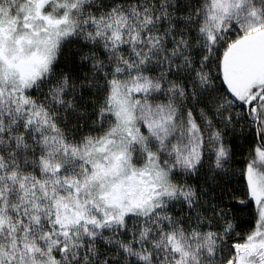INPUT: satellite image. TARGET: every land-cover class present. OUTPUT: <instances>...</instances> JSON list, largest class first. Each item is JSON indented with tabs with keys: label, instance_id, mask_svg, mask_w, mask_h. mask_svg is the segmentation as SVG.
Here are the masks:
<instances>
[{
	"label": "snow or ice",
	"instance_id": "6c2138e0",
	"mask_svg": "<svg viewBox=\"0 0 264 264\" xmlns=\"http://www.w3.org/2000/svg\"><path fill=\"white\" fill-rule=\"evenodd\" d=\"M0 264H264V0H0Z\"/></svg>",
	"mask_w": 264,
	"mask_h": 264
}]
</instances>
